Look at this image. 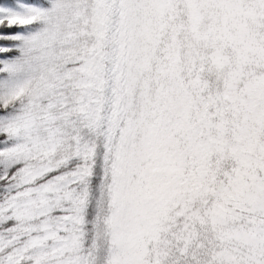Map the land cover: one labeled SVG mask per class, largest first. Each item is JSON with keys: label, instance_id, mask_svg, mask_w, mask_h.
Listing matches in <instances>:
<instances>
[{"label": "snow or ice", "instance_id": "obj_1", "mask_svg": "<svg viewBox=\"0 0 264 264\" xmlns=\"http://www.w3.org/2000/svg\"><path fill=\"white\" fill-rule=\"evenodd\" d=\"M0 264H264V0H0Z\"/></svg>", "mask_w": 264, "mask_h": 264}]
</instances>
